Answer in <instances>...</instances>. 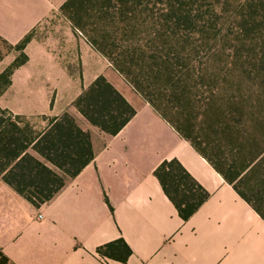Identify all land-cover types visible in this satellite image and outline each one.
<instances>
[{"label": "crops", "instance_id": "crops-1", "mask_svg": "<svg viewBox=\"0 0 264 264\" xmlns=\"http://www.w3.org/2000/svg\"><path fill=\"white\" fill-rule=\"evenodd\" d=\"M67 1L0 0V39L14 46L43 29L46 39L24 50L26 67L65 74L71 103L103 77L136 114L115 136L73 105L51 116L68 113L89 132L94 159L39 207L0 180V252L9 264H264V221L68 20L52 16ZM172 161L208 194L186 221L154 174ZM118 241L130 250L125 261L98 253Z\"/></svg>", "mask_w": 264, "mask_h": 264}, {"label": "trees", "instance_id": "trees-1", "mask_svg": "<svg viewBox=\"0 0 264 264\" xmlns=\"http://www.w3.org/2000/svg\"><path fill=\"white\" fill-rule=\"evenodd\" d=\"M218 2L68 0L60 11L264 221V132H242L241 122L234 116L236 103L229 102V95L223 92L224 79L218 88L212 86L211 79L204 80L207 77L202 70L190 71L182 57L189 56L186 47L195 48L181 32L196 27L203 4H208L205 13H215ZM241 12L245 16H237L245 34L255 25L263 26L264 0H243ZM30 41L28 35L15 46L21 52L20 60L1 73L0 81L5 85L0 95L11 85L15 70L27 63L24 50ZM212 101L228 104L227 109ZM73 106L90 125L110 136L117 135L136 114L103 77L83 91ZM40 120L44 126L0 108V180L34 207L49 202L67 180L78 176L94 159L90 133L80 129L72 116L64 113L41 116ZM201 124L205 127L197 132ZM154 174L184 221L208 198L175 161L164 162ZM98 253L121 261L130 256L122 241L106 245ZM0 264H9L1 252Z\"/></svg>", "mask_w": 264, "mask_h": 264}, {"label": "rangeland", "instance_id": "rangeland-1", "mask_svg": "<svg viewBox=\"0 0 264 264\" xmlns=\"http://www.w3.org/2000/svg\"><path fill=\"white\" fill-rule=\"evenodd\" d=\"M242 2L243 0H219L215 13H205L208 4H203L201 18L196 22V27L191 31L181 32L195 48L193 50L186 47L190 52H186L189 56L182 57L190 71L200 73L202 70L207 77L204 80L211 79L212 86L218 88L224 79L223 92L229 95V102L236 103L238 111L235 108L237 112L234 116L240 120L242 132H264V24L255 25L249 34H245L237 16H245V13L241 12ZM88 14L93 15L92 12ZM52 16H62L68 20L60 10ZM203 29L204 33H198ZM41 30L30 35L31 39L34 37L44 41L48 34ZM15 46L0 40V75L14 60H20L21 52ZM25 65L15 70L10 79L11 85L1 93L0 108L13 116H23L32 124L44 126L45 123L40 120L41 116L51 118L53 114H61L64 109L72 108L74 102L71 103V90L65 80V74L33 71ZM73 75L77 77L78 74ZM24 82H31L33 86L26 88ZM4 85L5 83L0 81V92ZM212 102L227 109L228 104ZM52 108L55 109L54 112H49ZM39 110L46 112L37 113ZM19 112L23 115H16ZM200 122L199 118L197 123ZM204 127L205 125L201 124L196 129L197 132H202Z\"/></svg>", "mask_w": 264, "mask_h": 264}, {"label": "built area", "instance_id": "built-area-1", "mask_svg": "<svg viewBox=\"0 0 264 264\" xmlns=\"http://www.w3.org/2000/svg\"><path fill=\"white\" fill-rule=\"evenodd\" d=\"M39 217V219H41V216H38Z\"/></svg>", "mask_w": 264, "mask_h": 264}]
</instances>
